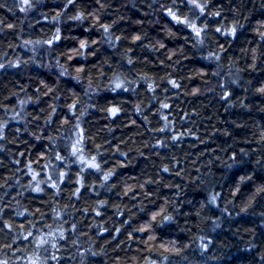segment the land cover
Wrapping results in <instances>:
<instances>
[{"label":"trees","instance_id":"1","mask_svg":"<svg viewBox=\"0 0 264 264\" xmlns=\"http://www.w3.org/2000/svg\"><path fill=\"white\" fill-rule=\"evenodd\" d=\"M199 2L0 0V264H264V0Z\"/></svg>","mask_w":264,"mask_h":264},{"label":"snow or ice","instance_id":"2","mask_svg":"<svg viewBox=\"0 0 264 264\" xmlns=\"http://www.w3.org/2000/svg\"><path fill=\"white\" fill-rule=\"evenodd\" d=\"M68 2H69V3H73L74 0H68ZM182 2H185V0H182ZM186 2L189 3V0H186ZM27 3H28V0H26V4H27ZM0 6H2V5H0ZM191 6H192L191 10H192L194 13H195V11H196L197 9H199V12H200V13H203V12H204V5L201 4V3L199 2V0H191ZM168 15L171 16L172 19L175 20L177 23L186 24L187 27H189V28L192 29V31L195 33V35H196L197 37H199V36L201 35V32L203 31V29L198 28L197 25H196L194 22H189V21L187 20V18L181 19L179 16L176 15V13H175L174 11H172V9H169V10H168ZM217 15H218V13H217ZM74 19L79 20V19H81V16H76V17H74ZM103 27H104V31L107 32L109 26H108V25H104ZM217 31L219 32V31H221V30L218 28ZM235 31H236V29L233 28V29L231 30L230 34L234 35V34H235ZM55 39H56V40H59V39H60L59 30H57V35L55 36ZM135 39H136V40H140L141 37L137 36V37H135ZM47 43L51 44L52 41H48ZM86 46H87V42H86V41H81V43H80V47L83 49V48H85ZM129 63H131V61H129ZM2 66H3V65H0V67H2ZM77 71H78V72H82L83 69H82V68H78ZM64 74H65V73H63V72L61 73V75H64ZM169 83L172 84L173 87H179V85L176 83V81H169ZM149 87H151V85H149ZM117 89H123V90L127 91V88L124 87V84H123L122 82H119V81H117V82L113 85V87H112L111 90H112V91H116ZM260 91H261V92H264V89H260ZM162 107H163V108H168L169 105H168V104H163ZM69 108H70V110L76 108V104L73 103L72 105H69ZM108 112H109V115H110V116H113V117H114V116L117 115V113L120 112V108H119V107H116V106H113V107H111V108L108 109ZM165 119H167V117H165ZM77 127H79L78 124H77ZM163 130H164V129H161V131H163ZM83 141H84V136H83V134L81 133V134L78 135V138L76 139V141L72 144V153H71V154H72L73 156H78V159L80 160V162H81L82 164H87L88 168H90V169H95V170H97V171H100V170H101V165H100L99 163L96 162V157H95V156L91 157V160H90V161H85V160H84V157H83V154H82V153H83V148H82ZM56 158H57V160H61V159H63L61 156H57ZM164 171L167 172L168 169L165 168ZM111 175H112V172H108L107 174L104 175V179L107 180ZM33 179H35V176H33ZM241 179H243V178H241ZM52 186L55 187L56 185L53 184ZM35 190H36V191H42V189L39 188V185H37V187H36ZM77 191H79V189H77ZM261 191H264V189H261ZM212 199L215 200V197H213ZM156 215H159V213L153 215V217H152L153 220L156 219ZM165 219H168V218L165 217ZM28 235L31 236L32 233L29 232ZM39 243H40L41 245H43V244L47 243V241H45V240H41V241H39ZM204 246L207 247V245H204ZM45 251H46V249H45Z\"/></svg>","mask_w":264,"mask_h":264},{"label":"clouds","instance_id":"3","mask_svg":"<svg viewBox=\"0 0 264 264\" xmlns=\"http://www.w3.org/2000/svg\"><path fill=\"white\" fill-rule=\"evenodd\" d=\"M22 2L24 3V4H26V0H22ZM28 3H29V0H28ZM27 3V4H28ZM173 3H175V0H173ZM189 4H191V0H189ZM22 11L24 10L23 8L21 9ZM198 11H199V9H197ZM201 14H203V13H201ZM194 22V21H193ZM195 23V22H194Z\"/></svg>","mask_w":264,"mask_h":264},{"label":"rangeland","instance_id":"4","mask_svg":"<svg viewBox=\"0 0 264 264\" xmlns=\"http://www.w3.org/2000/svg\"><path fill=\"white\" fill-rule=\"evenodd\" d=\"M46 45H49V43L46 42L45 46H46Z\"/></svg>","mask_w":264,"mask_h":264}]
</instances>
